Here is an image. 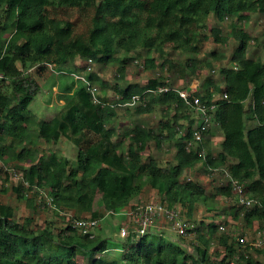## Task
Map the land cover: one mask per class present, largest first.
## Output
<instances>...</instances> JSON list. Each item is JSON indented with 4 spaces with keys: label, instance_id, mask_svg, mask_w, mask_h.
I'll return each mask as SVG.
<instances>
[{
    "label": "trees",
    "instance_id": "obj_1",
    "mask_svg": "<svg viewBox=\"0 0 264 264\" xmlns=\"http://www.w3.org/2000/svg\"><path fill=\"white\" fill-rule=\"evenodd\" d=\"M86 1L92 11L89 29L87 34L74 38H66L69 26L62 25L52 14L54 9L69 5L66 0L0 2V73L6 78L0 81V161L31 163L27 168H19L21 175L12 187L17 199H23L26 190L48 189L54 207H47L56 213H72L67 217L66 230L54 233L50 227H23L15 219L13 208L0 203V264H84L77 262L79 256L91 257L86 264H264L247 254L252 246H243L244 252L237 256L241 244L227 236L218 239L224 254H209L210 241L204 232L197 233L201 247H195L192 254L150 232L137 239L128 237L121 243L117 261L103 257L108 252L106 239L95 234L92 238L81 235L70 225L73 219L100 222L106 214L123 212L146 186L158 193L167 208L179 205L187 209L188 217L197 203L212 211L208 200L235 195L229 184L207 195L198 183L182 181L185 172L199 163L212 171L223 169L239 182L247 196L259 201L260 208L238 207L233 212L234 221L242 218L246 224H252L264 220V62L247 56L251 37L243 24L252 12L264 15V0ZM210 15L220 22L229 20L238 43L231 57L235 66L219 71L223 86L209 79L203 93L196 94L201 101L209 102L211 91L227 95V100L215 102L213 124L223 136L216 155L205 147V138L197 150L187 151L195 119L171 90L156 96L148 93L134 107L136 115H149L161 108L163 117L156 128L136 124L127 130L130 143L126 153H121V146L113 141L117 131L115 105L94 103L83 87L66 103L58 105L47 121H39L28 111L41 93L35 75L45 73L48 64L74 72L79 69L77 59L106 67L117 64L120 56L142 50L146 70L180 65L184 58L172 63L166 52L169 47L175 53L187 55L186 70L181 72L190 82L199 76V71L212 70L213 63L223 59V54L215 51L209 52L204 60L194 58L198 56V44L207 39L198 31L206 28L205 20ZM210 35L215 43H226L219 29L212 28ZM118 73H124L123 67ZM87 78L101 85V90L112 89L120 95V103L132 95L167 86L166 78L161 76L150 79L145 87L129 84L124 88L118 83L111 86L98 73ZM249 121L254 125L247 129ZM31 128L37 130L38 142L54 144L64 138L75 145L76 166L53 152L44 154L35 147L21 146L27 143ZM210 132L211 129L207 134ZM150 141L158 147L171 143L176 149L175 163L163 167L155 159H143ZM202 148L206 149L204 156L199 154ZM98 201L101 207L95 211ZM85 214L90 218L82 217ZM207 231L214 237L217 226L207 225ZM147 236L155 239L149 240ZM256 252L263 254L264 250L258 248Z\"/></svg>",
    "mask_w": 264,
    "mask_h": 264
},
{
    "label": "rangeland",
    "instance_id": "obj_2",
    "mask_svg": "<svg viewBox=\"0 0 264 264\" xmlns=\"http://www.w3.org/2000/svg\"><path fill=\"white\" fill-rule=\"evenodd\" d=\"M6 1L7 0H0L2 3H6ZM57 1L58 3L60 2V0ZM66 2H68L69 5H65V8L58 7V9H54L52 12L56 20H58L62 25L66 24L69 26L70 33L66 38H74L79 34H87L92 18L91 5L89 4L90 2H87L86 0H66ZM247 17L248 20L246 23H243L244 30L251 37L247 56L251 59H259L264 62V15L252 12L248 14ZM205 25L206 28L199 30L198 33L201 36H206L207 39L202 41L203 44L201 47L200 44L202 42L198 44V56L194 58L198 59L199 61L202 59L204 60L209 52L215 51L217 53L221 52L223 54V59L219 62H214L212 70L199 71V76L196 75L192 79L190 78L191 80L198 81L200 85L203 84V89L208 87L206 81L209 79L211 81L213 80L214 82L221 81V76L219 73L221 68H230L233 66L231 57L233 51L238 45L237 41H235L233 38L232 30L229 26V20L220 22L216 19L215 15H210L205 20ZM212 28H217L220 30L221 35L226 40L225 44L221 45L213 41L210 35V30ZM166 52H169V57L172 63H177V61H180L183 58L184 60H181L180 65L175 67L146 70L144 69V52L142 50H135L126 56H120L118 58L117 64L106 67L93 63L91 60L77 59L76 61L77 65H79V69H76V71L73 72L63 69L64 73L62 74H55L50 71L46 78H42L43 80H37L41 85V93L29 105L28 111L39 121H47L52 116H54L58 109V105L66 103L70 97L80 88L83 87L86 89L85 83L74 78L72 74L80 75L88 80L87 77H89L91 73H98L101 79L108 81L111 86H113L115 83H118V85L122 88L128 86L129 84H136L140 87H145L150 79L161 76L166 78V85L170 86L172 89H188L191 83L183 78V73L181 72H185L186 70L184 64L185 61H187L185 60L187 55L175 53L169 47L166 48ZM153 54V57L156 58L157 54ZM189 57L191 56L189 55ZM159 62L161 63V60H159ZM121 67L124 69V73L122 75L118 73ZM55 71L60 72L61 70L55 69ZM33 72L34 71L31 73ZM35 77L37 76L35 75ZM119 77L122 78L118 80ZM116 79L118 81H116ZM89 82L91 86L90 89L93 93H95V97L98 100L104 101L106 104L115 105L117 119L114 124L117 131L113 141L117 145L121 146V153H126L130 143V136L127 137L126 134L127 130L136 124H142L146 128H156L159 121L163 117L161 108H156L155 111L149 115H136L135 108L118 106L121 101V96L114 93L112 89L101 90V85L95 84L91 81ZM218 98L220 99L221 97ZM213 142L214 143L210 149L213 153H216L219 143L217 141ZM22 145L35 147L39 152L44 154L53 152L59 158L68 159L71 161L73 166H76L77 147L64 138L60 139L54 144H47L43 141L38 142L37 130L35 128H31L28 133L27 143L24 142L21 144V146ZM175 152L176 149L171 143H166L165 145L158 147L154 141H150L147 144V148L142 154V157L143 159H155L158 165L164 167L175 163ZM30 164V162L16 163L8 160L5 162L0 161V203L10 205L13 208L15 219L23 227L32 229H43L45 227H50L54 233L66 230V227L69 225L67 222V217H69L68 215H71L72 213L67 211H65V213H56L53 212L52 209L48 208L45 201L52 199L51 196L48 195V189H43L42 194H40L41 190L38 189L26 190L25 197L20 200L17 199L16 194L12 189L16 183V178L13 176V171L21 175L19 168H27L30 166ZM226 178L228 177L223 169L212 171L211 169L204 166L203 163H199L192 169L185 172L182 177V181H194L205 189L207 195H211L215 193L217 188L226 185ZM3 189H7V192L3 193ZM28 201H31L30 204ZM156 202L161 204L163 203L162 205L164 206L166 205V202L162 201V198L155 190H152L146 186L139 196L133 198L129 202V208L126 213L131 211L130 208L132 209L139 205ZM207 202H209V204L212 206V211H207L206 206L197 203L195 204L190 217L187 216V209L182 208L179 205L174 206V210L179 214V216L183 220L187 221L190 227V232L194 233L193 236L188 237L187 240L185 239L186 241L179 239L174 234V232L171 231L170 224L162 221V219L158 220V228L160 227L159 230L165 233L167 237L177 239L178 241L183 242L185 245L187 242L188 244L194 242L195 245L198 243V245L195 247H201V242L197 239V233L204 232L205 237L210 241L208 252L209 254L213 253V255L215 253H217V255L224 254V247H220L218 243L219 237H230V241H232V239L235 241L238 239L241 245L237 247V256L241 252H244L245 246H252V249H249L248 252L246 251L247 254L251 255L258 261L264 262V253H257L256 249L258 248L255 246L259 242L258 235L261 232H264V220L262 222H254L252 224H246L242 218H238V220L234 221L232 218L233 212L238 208L235 196L229 199L224 197H216L214 199L208 200ZM100 207L101 203L99 201L96 202L94 208L95 211L100 209ZM100 211H102L103 215L106 214L104 210ZM121 213L114 215L106 214L99 222L100 228H98L94 233L95 235H99L102 239H106L107 247L110 249V251L112 250L111 252L104 254L103 257L108 259L115 258L117 261L120 260V246L116 245L117 243H122L124 240L119 236V232L122 226L128 222H123L124 220L120 215ZM82 217L90 218L89 214L82 215ZM213 224L217 226V231L214 237L209 236L207 231V225ZM220 227H223L224 230H220ZM147 238L149 240L155 239L154 236H147ZM165 242H169V239H166ZM259 249L264 250V247H260ZM90 259V256L86 258L79 256L76 258L78 263L84 264H86Z\"/></svg>",
    "mask_w": 264,
    "mask_h": 264
},
{
    "label": "built area",
    "instance_id": "obj_3",
    "mask_svg": "<svg viewBox=\"0 0 264 264\" xmlns=\"http://www.w3.org/2000/svg\"><path fill=\"white\" fill-rule=\"evenodd\" d=\"M48 71L53 72L55 74H62L64 71H55V67L48 64L46 65ZM233 66H235L233 64ZM74 78L81 80L85 83L86 90L90 93V95L93 98L94 103L96 104H103V101L98 100L95 97V93H93L90 89V82L86 80L84 77L80 75L72 74ZM6 79L3 74L0 73V81ZM174 91L177 96L182 100L184 105L189 108L192 111V114L194 115L195 119V125L192 129V143L195 145L201 144L203 139L205 138L207 132L213 127V114L216 110L215 102L217 100H227L226 93H223L221 96L215 94L211 90V100L209 101H201L199 97L195 95V92L193 91H186L183 89H172L169 87H163L158 86L156 89L152 90H146L142 92L141 94H135L130 97V99L122 101L118 104V106H123L127 108H134L137 105H139L142 101L145 100V96L148 93H152L153 95H159L161 93L167 92V91ZM221 97L220 99L218 97ZM199 154L201 156H204V150L200 149ZM227 177L226 185L229 184L233 194L236 197L237 200V206L242 207L244 209H254V208H260L261 205L259 201L256 198H253L251 196H247V194L244 192L243 187L239 184L238 181L233 179L229 173L225 172ZM13 176L16 178V180L19 177V173H16L13 171ZM225 185V186H226ZM25 187H28L27 184H25ZM43 190H41L40 194H42ZM46 205L53 208L54 204L52 199H49V201H45ZM127 214L128 216V222L122 226L119 232V236L122 239L132 237L134 239L141 238L142 236L148 234L155 222H157L159 219H162L164 222H167L170 224L171 231L174 232V234L181 240H187L188 237L193 236L194 233L190 232V227L188 223L183 220L179 214L174 209H169L166 206L162 205L159 202L156 203H146L143 205L136 206L132 209H130ZM73 229L77 230L81 235L89 236L92 238L94 235V232L96 229L99 228V222L97 220H91V219H73L71 221V224ZM220 230H224L223 227L219 228ZM259 242L255 245L257 248L264 247V232H261L258 235ZM185 240V241H186ZM196 240V239H195ZM197 241V240H196ZM183 243V242H182ZM198 243L195 245L194 242L191 244H183L184 250L190 254L194 252L195 246H197Z\"/></svg>",
    "mask_w": 264,
    "mask_h": 264
},
{
    "label": "crops",
    "instance_id": "obj_4",
    "mask_svg": "<svg viewBox=\"0 0 264 264\" xmlns=\"http://www.w3.org/2000/svg\"><path fill=\"white\" fill-rule=\"evenodd\" d=\"M19 67V66H18ZM50 72L48 71V69L45 71V73H43V74H39L37 77H35L36 78V80H38V79H40V80H43L44 78H46L47 77V75L49 74ZM43 78V79H42ZM38 82V81H37ZM165 82H166V80H165ZM189 83H191L190 84V86H189V88L188 89H186V90H189V91H193V92H195V95L197 94V93H203V90H205V89H203V84L202 85H200V83L198 82V81H195V80H191ZM215 83H217V84H219L220 86H222V84H221V82L220 81H218V82H215ZM40 85V84H39ZM41 86V85H40ZM167 87H169L170 88V86H168L167 85ZM191 87V88H190ZM211 89V88H210ZM209 89V90H210ZM182 123H184V122H182ZM254 125V123L253 122H247L246 123V127H247V129L248 128H250V127H252ZM28 137V136H27ZM204 141H205V147L207 148V150H210V152L212 153V154H214V155H216L219 151H220V144L222 143V141H223V136H222V134L218 131V129H217V126L215 125V124H213V127H212V129H211V132L210 133H208V134H206V136H205V139H204ZM213 141H217L218 143V148H217V152L216 153H213L212 151H211V149H210V147L212 146V144L214 143ZM198 146H200L199 144L198 145H195L194 143H192V140L190 141V142H187L186 143V149H187V151H190V150H197L196 148L198 147ZM202 150H204L203 148H202ZM206 150V149H205ZM205 150H204V153H205ZM206 154V153H205ZM192 169V168H191ZM188 170H190V169H188ZM187 170V171H188ZM128 210V208L127 209H125V210H123V213H121L120 215H121V217L123 218V222H127L128 221V216L127 215H125L126 214V211ZM163 221V220H162ZM158 221L157 222H155V224L153 225V227H152V229H151V231H150V234H153V235H157V236H160V237H165L166 239H169V241H172V242H175L176 244H178L180 247H183V243L182 242H180V241H178L177 239H174V238H169V237H167L166 235H165V233H163V232H161L159 229H160V227L158 228ZM100 228V227H99ZM121 246V243L119 244V243H117V245L116 246ZM117 248V247H116ZM184 248V247H183ZM112 251V250H111ZM110 251V249L108 248V252H111ZM107 252V253H108ZM114 252V251H113ZM119 253H121V247H120V249H119Z\"/></svg>",
    "mask_w": 264,
    "mask_h": 264
}]
</instances>
